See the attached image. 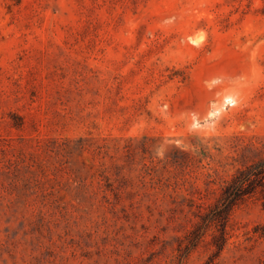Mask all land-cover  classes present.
<instances>
[{"label": "rangeland", "instance_id": "374dc122", "mask_svg": "<svg viewBox=\"0 0 264 264\" xmlns=\"http://www.w3.org/2000/svg\"><path fill=\"white\" fill-rule=\"evenodd\" d=\"M263 146L264 0H0V264H175ZM260 223L217 264H264Z\"/></svg>", "mask_w": 264, "mask_h": 264}, {"label": "trees", "instance_id": "16d2710c", "mask_svg": "<svg viewBox=\"0 0 264 264\" xmlns=\"http://www.w3.org/2000/svg\"><path fill=\"white\" fill-rule=\"evenodd\" d=\"M195 206L196 221L180 239L178 259L175 264H184L193 250L204 246L210 253L201 264H217L232 237V215L236 209L250 200L260 203L264 209V146L257 148L253 156L245 158L229 179L223 181L213 201H203L199 191ZM257 240H264V223L253 229Z\"/></svg>", "mask_w": 264, "mask_h": 264}]
</instances>
